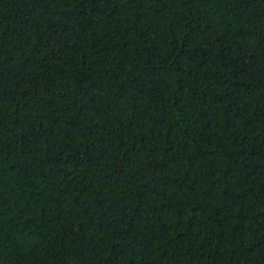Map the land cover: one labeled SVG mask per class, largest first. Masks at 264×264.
<instances>
[{"label":"trees","instance_id":"obj_1","mask_svg":"<svg viewBox=\"0 0 264 264\" xmlns=\"http://www.w3.org/2000/svg\"><path fill=\"white\" fill-rule=\"evenodd\" d=\"M0 264H264V0H0Z\"/></svg>","mask_w":264,"mask_h":264}]
</instances>
